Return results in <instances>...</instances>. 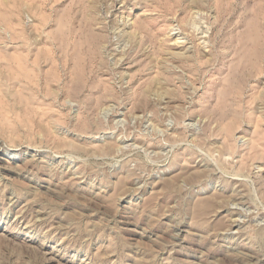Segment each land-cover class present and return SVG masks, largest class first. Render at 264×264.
Here are the masks:
<instances>
[{
  "label": "rangeland",
  "instance_id": "rangeland-1",
  "mask_svg": "<svg viewBox=\"0 0 264 264\" xmlns=\"http://www.w3.org/2000/svg\"><path fill=\"white\" fill-rule=\"evenodd\" d=\"M0 264H264V0H0Z\"/></svg>",
  "mask_w": 264,
  "mask_h": 264
},
{
  "label": "bare ground",
  "instance_id": "bare-ground-1",
  "mask_svg": "<svg viewBox=\"0 0 264 264\" xmlns=\"http://www.w3.org/2000/svg\"><path fill=\"white\" fill-rule=\"evenodd\" d=\"M202 2V1H201ZM205 2V1H204ZM194 7H196V6H194ZM203 11V10H202ZM199 19H201V18H199ZM197 21V20H196ZM184 23V22H183ZM195 24V23H194ZM119 28H120V26H118ZM117 28V27H116ZM194 28V27H193ZM113 29V28H112ZM114 30V29H113ZM204 30V29H203ZM121 31V30H120ZM201 32V31H200ZM199 32V33H200ZM206 32L207 31H205V34H206ZM203 34H204V32H203ZM204 34V36H199V37H197V39H199V43L201 42L200 41V39H202V37H204V39H203V44L204 43H206V42H204L205 40H206V35ZM179 35V34H178ZM200 35V34H199ZM198 36V35H197ZM175 40H179L180 39V37L179 36H177L176 38H174ZM120 41V40H119ZM218 41V40H217ZM186 45V44H185ZM205 46V45H204ZM125 47V46H124ZM197 48V47H196ZM204 48H206V47H204ZM187 50H188V48H187ZM225 50V49H224ZM201 51V50H200ZM185 54V53H184ZM189 54V53H188ZM195 55V54H194ZM206 55V54H205ZM225 55V54H224ZM186 57H188V56H186ZM226 57V56H225ZM40 61V60H39ZM39 61H38V63H39ZM216 66V65H215ZM163 67V66H162ZM207 68V67H206ZM36 70V69H35ZM236 73V72H235ZM237 75V74H236ZM37 78V77H36ZM38 79V78H37ZM239 81V80H238ZM233 82V81H232ZM236 82V81H235ZM167 113V112H166ZM144 117V116H143ZM146 124V123H145ZM150 127V126H149ZM154 127V126H153ZM233 199V198H232ZM242 204V203H241ZM240 214V213H239Z\"/></svg>",
  "mask_w": 264,
  "mask_h": 264
}]
</instances>
